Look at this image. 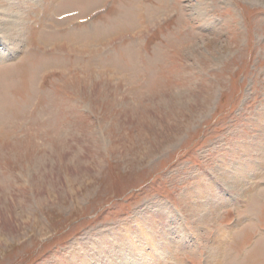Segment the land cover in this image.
<instances>
[{
    "label": "rangeland",
    "instance_id": "obj_1",
    "mask_svg": "<svg viewBox=\"0 0 264 264\" xmlns=\"http://www.w3.org/2000/svg\"><path fill=\"white\" fill-rule=\"evenodd\" d=\"M0 264H264V0H0Z\"/></svg>",
    "mask_w": 264,
    "mask_h": 264
},
{
    "label": "crops",
    "instance_id": "obj_2",
    "mask_svg": "<svg viewBox=\"0 0 264 264\" xmlns=\"http://www.w3.org/2000/svg\"><path fill=\"white\" fill-rule=\"evenodd\" d=\"M156 244H157V243H156ZM156 244H155V245H156ZM157 246H158V245H157ZM132 249H133V248H132ZM156 249H157V252H158V251L160 252V248L157 247ZM126 253H127V252H126Z\"/></svg>",
    "mask_w": 264,
    "mask_h": 264
}]
</instances>
